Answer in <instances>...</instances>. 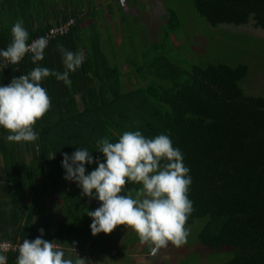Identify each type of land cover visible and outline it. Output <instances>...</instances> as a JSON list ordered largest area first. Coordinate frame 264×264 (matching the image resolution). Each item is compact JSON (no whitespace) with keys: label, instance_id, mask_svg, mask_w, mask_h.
Wrapping results in <instances>:
<instances>
[{"label":"trees","instance_id":"1","mask_svg":"<svg viewBox=\"0 0 264 264\" xmlns=\"http://www.w3.org/2000/svg\"><path fill=\"white\" fill-rule=\"evenodd\" d=\"M192 1L198 16L213 28L250 24L264 31V0ZM61 3H23L29 11L28 20H40L27 31V43L47 36L70 18L76 21L67 35L48 42L43 60L37 63L63 71L57 44L81 54L82 63L70 73V86L51 76L42 82L51 102L33 126L38 132L36 141L8 142L6 130L0 129V244L17 246L43 229V238L58 245L52 223L56 212L48 207L57 196L63 201L61 225L69 224V216H81L83 220H77L75 227L89 229L91 219L84 208L93 210L99 202L63 179V154L83 147L92 152L94 161H103L102 154L96 152L99 138L115 142L122 132L139 130L149 138L167 133L183 153L190 170L188 198L193 208L185 226L205 221L197 250L201 247L211 255L230 248L227 252L233 253L232 258L221 264H264V90L254 89L264 79V71H257L258 82L246 90L243 83L251 74L247 63L190 68L184 67L185 62L175 64L164 52L166 46L177 48L173 38L180 35L181 23L174 9L165 10V42L150 43L156 52L152 61L140 66L128 58L115 64L100 51L102 41L95 37L99 35L83 33L87 16ZM3 31L0 49L11 41L10 33ZM166 41L171 45L165 46ZM108 44L116 48L111 37ZM34 66L26 53L17 64L0 70V83L6 85ZM85 167L90 171L96 164ZM125 187L134 192L139 185L129 182ZM46 215L49 218L43 224ZM4 254L7 264H15L17 251Z\"/></svg>","mask_w":264,"mask_h":264},{"label":"clouds","instance_id":"2","mask_svg":"<svg viewBox=\"0 0 264 264\" xmlns=\"http://www.w3.org/2000/svg\"><path fill=\"white\" fill-rule=\"evenodd\" d=\"M10 34V43L0 49V70L17 64L26 53L35 66L6 85L0 83V129L6 130L4 139L8 142H34L38 132L33 126L51 102L42 82L51 76L70 86V73L79 68L82 56L57 44L64 70L49 69L37 63L44 58L47 36L27 43L28 32L21 19L12 24ZM96 152L102 154L103 161H94L92 152L83 147L63 154L61 159L63 179L75 183L85 197L99 202L95 209H85L91 219V234H108L117 226H128L141 244L150 246L151 253L169 242L184 244L188 236L185 223L193 210L188 198L191 176L183 153L173 146L170 136L159 133L149 138L139 130L124 131L115 142L99 138ZM94 162L96 167L86 171L85 165ZM129 182L139 187L133 192L125 187ZM39 233L17 245L15 264H85L84 258H68L53 241L44 239L43 229ZM0 264H7L3 251Z\"/></svg>","mask_w":264,"mask_h":264},{"label":"rangeland","instance_id":"3","mask_svg":"<svg viewBox=\"0 0 264 264\" xmlns=\"http://www.w3.org/2000/svg\"><path fill=\"white\" fill-rule=\"evenodd\" d=\"M58 1L62 2L60 5L73 10L81 9V7H87L88 5L91 11L96 9L97 14H102L100 19L105 18V21H102L105 28H107L108 24H111L109 20L114 23L116 22V24L119 23L121 27L116 30L108 28L110 36L112 32L120 33L118 35L115 34L114 38L111 37L115 41L116 48L111 44L104 45L102 43L104 39L100 35L95 36L102 41L100 51L108 57L110 62H114L115 64L117 62L121 64L128 58L135 60L140 66L149 60L152 61L155 58L156 52L150 48V43L156 42V40L161 41V43L165 42L163 40L164 25L168 22L165 10L174 9L181 23L178 32L180 35L173 38L174 45L178 49L173 48V46L167 47L166 45L170 46L171 44L166 41L164 52L175 64L185 62L184 67L190 68L192 66L206 67L209 64L219 62L231 65L238 62L247 63L250 65L251 74L243 83V87L246 90L249 84L258 82L255 75L257 71H264L263 30L256 29L250 24L244 26L221 25L213 28L203 18L198 16L192 0H124V3L121 0H105V4L104 2H101V4L102 7L105 5V7L109 8L110 16H107V11L106 16H104L105 12L101 11V4L98 0ZM120 3L126 4L128 10L120 8ZM134 9L136 12H134ZM35 11L33 10L35 17H37ZM84 22L82 26L85 25ZM100 25L102 24L98 23L95 28L83 30V33L94 35L102 32ZM124 68L127 70L126 66ZM255 85L257 86H254V89L258 92L260 90L263 91L264 79ZM52 200L55 204H62V200L58 199V197ZM85 209L90 210V207L86 206ZM70 217L68 220L73 229L68 237L69 242L73 243L79 237L77 234H80L81 231H83L84 237L92 236L88 228H84L83 230L78 228L77 231L75 230V226L78 224L77 220L82 221L84 217L76 216L73 218L75 221ZM45 221L47 222V220ZM204 224L205 221L200 220L192 227L185 226L188 229V236L184 244L175 246L169 242L164 246L162 253H164V248L168 254L173 252L172 257L166 259L165 262L176 264L178 260V264H221L230 260L233 255V253L227 252L231 251L230 248L223 250L225 252H211V255L207 252H202L201 247L199 248L200 252L197 250L199 244L197 237ZM134 242L133 236H131L127 240L126 246L121 245V248L124 250L133 249ZM58 246L66 254L70 251L59 244ZM73 250L77 252L79 248L73 247ZM202 253L204 259L201 256Z\"/></svg>","mask_w":264,"mask_h":264},{"label":"crops","instance_id":"4","mask_svg":"<svg viewBox=\"0 0 264 264\" xmlns=\"http://www.w3.org/2000/svg\"><path fill=\"white\" fill-rule=\"evenodd\" d=\"M98 2L100 4L101 2H104L105 4L106 1L98 0ZM23 3L24 0H0V31L7 30L10 33L8 29H11L12 24L17 19H21L23 21V26L27 31H29V28L38 25V23L40 22L38 17L34 20H28L29 11H26V7L25 5L23 6ZM120 8L128 10L126 4L123 5L120 3ZM80 11H82L87 16L84 22L85 25L82 26L84 30L95 28L98 23L102 24L100 25L102 32L96 33L94 35H100L104 39L105 45H107L110 41V37H115V34H120L117 32H112L110 36L108 28H113L114 30H116L121 26H119V23L116 24V22L114 23L113 21L109 20L111 24H108L107 28H105L102 23V21H105V18L100 19V17H102V14H97L96 9H93V11H91L88 5L87 7H81ZM101 11L105 12L104 16H106V11L108 12L107 16H110L109 8L105 7V5L102 7L101 4ZM134 12H136L135 9ZM55 19L56 18L54 17L51 20L52 24H55ZM104 29L105 31H103ZM8 32L5 33L7 34ZM52 199L54 198H51V202L54 203ZM62 205L63 201L61 205L54 203L52 204V206L48 205V207H53L54 211L56 212V215L52 221L54 228L53 230H57L54 232V240L60 246L70 250L66 254V257L68 258H71L73 260H75L77 257L84 258L85 264H168L165 262V260L172 257L171 255L173 254V252L171 254H168L167 251H165V248L164 253H162L163 247L157 249L155 253H151L150 246L148 244H141L137 234L132 230V228L128 226L124 227L123 225L117 226L113 229L112 232L108 234L99 233L95 236L92 235L91 237H84L82 234L83 231H81L80 234H77V236L79 237L73 243L69 242L68 237L72 233L73 227L70 223L63 226L61 225L63 221V217L60 214ZM48 218L49 216L43 218V224L45 223V220H48ZM77 229L78 228L75 227L76 231ZM131 236H133V239L135 241L133 243L134 246H132L133 249H122L121 245L125 247L127 240H129ZM73 247H78L80 252L72 250ZM186 254H188V252H186ZM202 258L204 259L203 253ZM176 264H178V260Z\"/></svg>","mask_w":264,"mask_h":264},{"label":"built area","instance_id":"5","mask_svg":"<svg viewBox=\"0 0 264 264\" xmlns=\"http://www.w3.org/2000/svg\"><path fill=\"white\" fill-rule=\"evenodd\" d=\"M122 2L124 3V0H122ZM75 23H76L75 19L70 18V20L67 21L66 23H61L60 25L51 29L49 31V33L47 34L48 42L51 39L56 38L57 36L67 35L69 33L70 29L75 25ZM56 246H58V245H56ZM0 250L3 251L4 253H9L11 251L16 252L17 246H13L12 244L5 242V243L0 244Z\"/></svg>","mask_w":264,"mask_h":264}]
</instances>
